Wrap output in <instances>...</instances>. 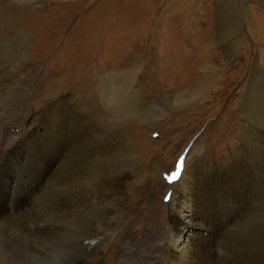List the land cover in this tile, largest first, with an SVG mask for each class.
<instances>
[{
    "label": "rangeland",
    "instance_id": "374dc122",
    "mask_svg": "<svg viewBox=\"0 0 264 264\" xmlns=\"http://www.w3.org/2000/svg\"><path fill=\"white\" fill-rule=\"evenodd\" d=\"M207 61L219 76L207 68L200 92L197 68ZM255 63L264 72V0H0V109L9 113L0 112V153L6 146L10 156L0 165V204L16 197L15 180L34 184L23 161L48 166L40 194L24 195L32 202L24 213L0 220V264H79L81 244L106 228L104 263L119 246L137 251L155 221L165 237L167 187L175 181L167 177L179 158L189 152L186 164L202 157V167L224 168L241 155L240 94ZM263 90L261 80L257 148ZM263 183L241 193L236 228L214 251L218 264H264ZM163 256L153 264H168Z\"/></svg>",
    "mask_w": 264,
    "mask_h": 264
},
{
    "label": "bare ground",
    "instance_id": "6f19581e",
    "mask_svg": "<svg viewBox=\"0 0 264 264\" xmlns=\"http://www.w3.org/2000/svg\"><path fill=\"white\" fill-rule=\"evenodd\" d=\"M193 61H192V63L194 64ZM215 63L216 62L213 63V62L207 61V62H203V63L199 64V66H198L199 68H197V70L199 71L197 73V75H198L197 76V79H198L197 85L199 87H197V88L199 89L200 92H201L200 89H203V90L206 89V87H207L206 85L209 83L208 82L206 85L202 84V82L205 81V79L207 78V74H205L206 73L205 70L207 68L212 69L214 71L213 73H215L216 76H219V74L216 71L217 66ZM261 80L264 81V72H261L259 70L258 64L255 63L253 68L250 71V75L246 79L247 85L245 87V90L242 94H240V96H241V98H240L241 107L240 108L242 109V113L244 115L243 118H244L246 125L245 124L242 125L241 131L239 133V138L242 140V143H243L242 144L243 145L242 153L239 156V158L237 157V158L232 159L229 163H227L225 165L224 168L219 167L218 165H214L213 167L209 168V167H205V166L202 167V165H201L202 157H196L194 161H190L189 163L186 164V161H188L190 156H191V154L188 152L187 158L185 157L186 158L184 161L185 164L184 163L182 164L180 175L175 179V181L171 185H169L167 187L168 190H170V192H169L170 194H169V200L165 205L166 210H167V212L165 213L166 236L161 237L162 234L159 233L158 228H157V223L155 221V225H153L150 229L145 230V232L147 233V236L139 238V241H141L142 243L139 245V249H137V251L129 250L127 253L126 252L124 253L119 246L118 247L119 249H117V251L115 253H111V255H108V256H110V260L106 261L104 263L101 260L104 258V254L102 253V251H104V249L106 247H109L111 245L110 244L109 246H105L104 248H102V250L100 249L101 237L103 235H106L107 233H109L111 231L109 228H106L103 233L94 232L93 234L89 235L90 237L87 239V242L83 241L84 243L81 244V250H80L81 253L78 257L79 264H135L134 259H135L136 255H138L141 259V263L139 262L138 264H153V262H152L153 259L157 256V253H160V252H161V254H163L165 256V257L163 256L164 258H167L168 264H218L219 263L214 258V256H215L214 251L216 249L218 250V248H220V246L222 244H224L223 242H225L226 238L228 237V236L226 237V234L229 232V230L231 229L230 231H232L234 228H236L235 225L238 223L237 220L239 218V214L242 211L243 203L245 202V198H243L241 193H243L245 196V195L249 194L250 191L253 192L259 186L257 184H261L262 182H264V180H263V175H264V144H262L263 147H261L262 145L260 144L261 146L259 145L258 148L254 145L255 140H256L255 137L259 132L258 131L259 127H258L256 120H257V113H258V110L260 108L261 101H262L261 95H260ZM6 81H8V84L11 83V80L9 78L6 79ZM101 81H102L101 84L104 85L103 84L104 80H101ZM120 86H122V85L120 84ZM4 88H5V86H4ZM122 91H124V90H122ZM199 91L196 94L193 93L192 96H198L199 97V95H198L200 93ZM7 93H8L7 94L8 97L10 94L12 95V92L9 90L7 91ZM11 105L12 106L10 107V110L11 111L15 110V108L17 106L14 103H11ZM3 109H4V107H3ZM0 112H4V111H2L0 109ZM4 113L9 114L8 112H4ZM29 127L30 126H28V124H27L26 125V131L28 130ZM22 136L23 135H20L18 138H20ZM5 139H6V134L5 133L2 134V132L0 131V142H4ZM90 144H92V142ZM1 145L2 144L0 143V146ZM4 147H3L2 153H0V165L2 164L3 158H5V157H8V159L10 158L9 150H7L6 146H4ZM114 147H116V146L114 145ZM107 155H110V154H107ZM197 155H199V154H197ZM109 159H111V157ZM115 159L116 158H114V160ZM91 160H92V158H91ZM23 165L26 166V169L23 170L22 173H25V172L27 173L28 170L31 172L34 171L33 172L34 173V176H33L34 184L28 185L29 188H25V186L22 187V185H21L22 183L20 181L15 180L16 182L13 183V188H14V194L16 195V197H14L7 206H3L2 204H0V220H2V221L5 217H9L12 215H14V216L20 215L24 210H26L27 207L30 206L31 201L28 200V202L24 203L23 202L25 200V198H23L24 195L27 192L32 191V190H33V194L38 195V193L40 191L39 186L42 183H43V185L45 183L44 179H46L45 177L47 174L48 166L44 163L43 160H40V162H38V168H37V164H36V166L32 165L31 161H27V163L25 161H23ZM101 166H102V164H101ZM60 171H63V170H60ZM98 172H101V171L99 170ZM106 173H107V171H106ZM59 174L61 175L62 173H59ZM128 174H130V173H128ZM92 176H94V175H92ZM110 176H112V175H110ZM120 176H121V174H120ZM67 177L68 176H66V178ZM125 177H127V174L125 175ZM239 177H240V179H238V181L241 180L240 181L241 183L236 184L237 182L235 183V179H237ZM94 179H96V178H94ZM99 179H100V177H99ZM123 179H124V177H123ZM65 180H67V179H65ZM246 180H248V182H246ZM23 182H25V185L28 184V181L26 179H24ZM87 182H89V181H87ZM120 182H121V180H120ZM255 183H257V184H255ZM77 184H78V182H77ZM80 185H82V184H80ZM89 186H90V184H89ZM225 186H228V187L225 190H223V187H225ZM230 186H232L231 189H230ZM234 186H238V188L234 187ZM75 187H77L76 184H75ZM78 187H79V185H78ZM75 191H77V190H75ZM92 193L94 194V192H92ZM74 194H75V192H74ZM41 195H42V193H41ZM96 196L97 195H95V197ZM156 197L157 196H155L154 192H152V194L149 196L150 199H155L154 201H156ZM34 198H35V196H34ZM77 199H78V197H77ZM92 199L93 198H91V200ZM110 199H111V197H110ZM113 199L115 200V197ZM117 200H119V199H117ZM93 201H94V199H93ZM78 203H79V201H78ZM104 203L106 204L105 201H104ZM92 204L90 203V206ZM44 205L46 206V204H44ZM76 205H78V204H76ZM94 205H95V203H94ZM97 207H100V204H98ZM89 208H90V211H92L91 207H88V209ZM110 208H112V207H110ZM78 209H79V207H78ZM96 209H98V208H96ZM103 209H105V208H103ZM156 210H157L156 208L155 209L153 208L151 210V213L154 214L156 212ZM83 212H85V211H83ZM88 213L90 216L89 210H88ZM245 214H247V213L245 212ZM82 215H84V214H82ZM250 215H251V212H250ZM252 215H254V214L252 213ZM91 216H93V215H91ZM246 216H248V215H246ZM41 217H45V216H41ZM94 217H95V215H94ZM18 218H19V216H18ZM248 218H249V216H248ZM95 219H96V217H95ZM254 219H256V218H253V220ZM87 220H86V222H87ZM242 220L243 219H241V221ZM259 220H261V219H259ZM94 221H96V220H94ZM13 222L14 221H12V223ZM242 222H246V220L242 221ZM89 223H91V221ZM93 223H96V222H93ZM102 223H104V222H102ZM93 225L95 226V224H93ZM86 226H87V224H86ZM254 226L255 225H253V227ZM84 228H85V226H84ZM254 229H256V228H254ZM249 230H251V229H249ZM95 231H96V229H95ZM247 232H248V228H247ZM261 233H262V231H261ZM77 236H76V238H78ZM132 236H133L132 233L128 232L127 237H130L131 240H135V238H132ZM263 236H264V234H263ZM242 237H243V234H242ZM146 238L149 240L147 243L145 242ZM228 238H230V237H228ZM237 239L239 240L240 238H237ZM115 240H117V239H115ZM9 246H12V245H9ZM14 248H15V246H14ZM95 248H99L98 254H97V256H99L98 260H93V258H92L93 256H95L94 252H93V249H95ZM227 250H226V252H227ZM218 252H219V250H218ZM231 252H232V250H231ZM227 253H225V254H227ZM223 258H224V256H223ZM159 263H161L160 260H159ZM231 264H232V262H231Z\"/></svg>",
    "mask_w": 264,
    "mask_h": 264
},
{
    "label": "snow or ice",
    "instance_id": "6c2138e0",
    "mask_svg": "<svg viewBox=\"0 0 264 264\" xmlns=\"http://www.w3.org/2000/svg\"><path fill=\"white\" fill-rule=\"evenodd\" d=\"M183 161L184 157H180L179 160L176 162V170L170 176L167 177L169 181L175 180L180 175ZM165 199H167V197H165Z\"/></svg>",
    "mask_w": 264,
    "mask_h": 264
}]
</instances>
